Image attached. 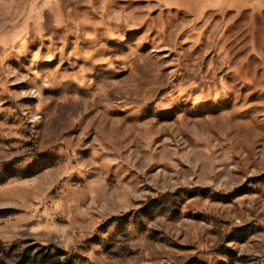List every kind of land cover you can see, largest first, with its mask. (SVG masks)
Returning a JSON list of instances; mask_svg holds the SVG:
<instances>
[{
	"label": "rangeland",
	"instance_id": "obj_1",
	"mask_svg": "<svg viewBox=\"0 0 264 264\" xmlns=\"http://www.w3.org/2000/svg\"><path fill=\"white\" fill-rule=\"evenodd\" d=\"M0 264H264V0H0Z\"/></svg>",
	"mask_w": 264,
	"mask_h": 264
}]
</instances>
